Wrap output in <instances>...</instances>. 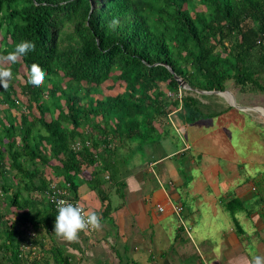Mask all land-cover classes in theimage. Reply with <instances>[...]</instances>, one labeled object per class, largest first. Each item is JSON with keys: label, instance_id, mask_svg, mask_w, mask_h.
Wrapping results in <instances>:
<instances>
[{"label": "trees", "instance_id": "1", "mask_svg": "<svg viewBox=\"0 0 264 264\" xmlns=\"http://www.w3.org/2000/svg\"><path fill=\"white\" fill-rule=\"evenodd\" d=\"M22 41L35 50L4 65L13 79L0 87V264H48V254L18 256L26 230H54L44 196L53 181L77 201V176L158 145L162 117L223 113L178 101L173 74L194 91L264 90V0H0V55ZM33 63L45 72L40 88L27 82Z\"/></svg>", "mask_w": 264, "mask_h": 264}, {"label": "crops", "instance_id": "2", "mask_svg": "<svg viewBox=\"0 0 264 264\" xmlns=\"http://www.w3.org/2000/svg\"><path fill=\"white\" fill-rule=\"evenodd\" d=\"M173 117L176 134L196 124ZM196 127L198 134L190 132L193 146L174 150L165 135L154 146L163 155L147 146L148 160L129 163L125 157L131 154H119L110 170L96 166L92 178L86 168L76 177L75 197L101 216L102 228L80 232L75 242L58 238L54 230L35 234L38 259L48 254V264L64 256L67 264H249L253 256L264 257V156L206 150L200 141L204 130ZM172 205L181 208L179 216Z\"/></svg>", "mask_w": 264, "mask_h": 264}, {"label": "rangeland", "instance_id": "3", "mask_svg": "<svg viewBox=\"0 0 264 264\" xmlns=\"http://www.w3.org/2000/svg\"><path fill=\"white\" fill-rule=\"evenodd\" d=\"M261 83L264 88V76L262 77ZM224 86V90L228 91L231 94L230 96L232 97L231 99L229 96H226L228 98V101L222 98L220 96L221 94H201L199 93L200 91L191 90L189 87L188 90L186 88L180 87L181 96L179 97V99L177 98L178 101L189 96L196 99V101L198 102L197 108L203 114L217 113L220 111H223V113L207 120L195 122L196 124H194V126H191V128H189L190 131L186 134H182L183 130L181 128L176 130L179 134H176L174 132L173 128L170 125V122L175 120L173 115L175 116L176 114H167L165 117H162L161 121H159L155 125L157 130H161L160 139L163 136L165 137L166 135L167 140L171 141L173 144L172 149L178 150L185 143L192 145V142L195 139L192 140V134L194 135V133L191 134L190 132L192 128H194L196 129L195 135L198 134V128L196 127L198 126L202 127V129L204 130L201 135L202 138L200 141L203 147H206V150L210 151L214 149L213 151H217L219 154L224 155L250 154V156L261 160V157L264 156V114L260 109L264 110V90L258 92L247 88L244 91H240L239 87H235L231 84V82H226ZM13 88L14 90H18L16 86H14ZM116 90L117 89H115V91ZM118 91L120 92L121 89H118ZM109 93L113 94L115 92L111 91ZM169 94L171 95L172 93L169 92ZM166 96L169 97L167 93ZM232 100H234L233 104H235L236 107L250 108L253 109V111L243 110V113L237 110L236 108L230 106ZM157 138L159 137L156 136V139ZM197 145L201 146V144ZM192 146H190V148ZM151 149L153 151V154L163 155L164 153L162 151L155 152L156 149L152 146ZM188 152L192 153L193 150L190 149L188 150ZM118 153L131 154L128 157H125L127 158L126 161L129 163H131V161H133L134 159L141 158L144 160H148L151 158L149 154H144L145 152H139L134 148L127 150L123 149ZM136 154L138 155L136 156ZM224 155L223 157H226ZM118 159L120 160V157H118L117 160Z\"/></svg>", "mask_w": 264, "mask_h": 264}, {"label": "clouds", "instance_id": "4", "mask_svg": "<svg viewBox=\"0 0 264 264\" xmlns=\"http://www.w3.org/2000/svg\"><path fill=\"white\" fill-rule=\"evenodd\" d=\"M119 26V19L113 18L108 27L115 30ZM35 44L22 41L16 45L14 51L7 55H0V87L7 89L13 79L12 70L4 67L6 64H16L29 52L35 50ZM45 72L39 64L33 63L28 72V84L40 88L44 84ZM180 89V88H179ZM58 215L55 218V235L68 242H75L80 232L98 231L102 228L101 216L96 211H86L80 204L73 205L61 200L57 203ZM249 264H264V257L253 256Z\"/></svg>", "mask_w": 264, "mask_h": 264}, {"label": "built area", "instance_id": "5", "mask_svg": "<svg viewBox=\"0 0 264 264\" xmlns=\"http://www.w3.org/2000/svg\"><path fill=\"white\" fill-rule=\"evenodd\" d=\"M169 97H173V94H169V92H167ZM181 96V90L179 89L177 91V95L176 97L179 99V97ZM84 147H86L89 151L93 152L92 149L90 148V145L88 144V142L84 143ZM75 150H78L80 148V144L76 143L75 145H73L72 147ZM95 154V153H94ZM105 179H107L108 177L105 176ZM56 181H53L51 184L48 185V190L45 191L44 196H45V200L52 206V209L56 212H58L57 210V203L61 200L67 201L69 203H72L73 205L75 204H80L75 200H72L68 194L66 193L65 189H59L56 187ZM81 205V204H80ZM156 210L161 213L163 211V207L160 205H156ZM171 210L172 212L176 215L179 216L181 213V208L177 205H172L171 206ZM93 231L91 232H83L85 234H91ZM34 233L32 231H27L25 233V242H22L20 247H19V256L21 257L23 254H30L31 257L36 256V254L34 253L35 251V247L34 245L30 244L31 242V238H34ZM30 242V243H29ZM36 258H38L36 256Z\"/></svg>", "mask_w": 264, "mask_h": 264}, {"label": "water", "instance_id": "6", "mask_svg": "<svg viewBox=\"0 0 264 264\" xmlns=\"http://www.w3.org/2000/svg\"><path fill=\"white\" fill-rule=\"evenodd\" d=\"M170 73L173 74L171 70H170ZM173 78L176 80V82H177V84L179 85V87L186 88L187 90L189 89V88L186 86V84H185L184 82H182L180 79H178L174 74H173ZM199 93H201V94H212V93H215V94H217V95H220V94H223V93H228V94H230L228 91H225V90H223V91H221V92H213V91L205 92V91H200ZM230 95H231V94H230ZM233 101H234V100H233ZM230 106L236 108V109L239 110V111H243V110H252V109H250V108L236 107L235 104H232V103H231Z\"/></svg>", "mask_w": 264, "mask_h": 264}, {"label": "bare ground", "instance_id": "7", "mask_svg": "<svg viewBox=\"0 0 264 264\" xmlns=\"http://www.w3.org/2000/svg\"><path fill=\"white\" fill-rule=\"evenodd\" d=\"M222 98H224L225 100H227L228 101V98L226 97V96H229L231 99H232V97L230 96V94H228V93H223V94H221L220 95ZM232 104H233V100H232ZM261 111H262V109H260ZM263 112V111H262Z\"/></svg>", "mask_w": 264, "mask_h": 264}]
</instances>
